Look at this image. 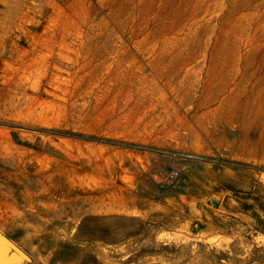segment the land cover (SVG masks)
I'll use <instances>...</instances> for the list:
<instances>
[{"label":"rangeland","instance_id":"obj_1","mask_svg":"<svg viewBox=\"0 0 264 264\" xmlns=\"http://www.w3.org/2000/svg\"><path fill=\"white\" fill-rule=\"evenodd\" d=\"M0 231L10 264H264V0H0Z\"/></svg>","mask_w":264,"mask_h":264},{"label":"water","instance_id":"obj_2","mask_svg":"<svg viewBox=\"0 0 264 264\" xmlns=\"http://www.w3.org/2000/svg\"><path fill=\"white\" fill-rule=\"evenodd\" d=\"M6 247L11 248L23 257L28 258V255L22 249H20L7 235L0 231V252ZM10 260L11 259H0V264H10Z\"/></svg>","mask_w":264,"mask_h":264},{"label":"trees","instance_id":"obj_3","mask_svg":"<svg viewBox=\"0 0 264 264\" xmlns=\"http://www.w3.org/2000/svg\"><path fill=\"white\" fill-rule=\"evenodd\" d=\"M161 248L166 249V250H173V251H177L179 249L178 247H175L174 245H168V244L161 246Z\"/></svg>","mask_w":264,"mask_h":264},{"label":"built area","instance_id":"obj_4","mask_svg":"<svg viewBox=\"0 0 264 264\" xmlns=\"http://www.w3.org/2000/svg\"><path fill=\"white\" fill-rule=\"evenodd\" d=\"M177 173H178L177 170H172L171 175L175 176V175H177Z\"/></svg>","mask_w":264,"mask_h":264}]
</instances>
